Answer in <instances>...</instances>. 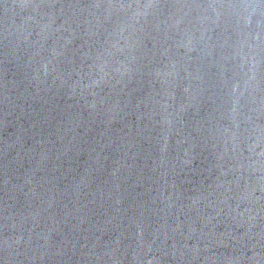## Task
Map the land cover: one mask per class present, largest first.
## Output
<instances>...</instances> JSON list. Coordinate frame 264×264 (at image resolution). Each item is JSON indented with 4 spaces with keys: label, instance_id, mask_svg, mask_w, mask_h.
<instances>
[{
    "label": "water",
    "instance_id": "water-1",
    "mask_svg": "<svg viewBox=\"0 0 264 264\" xmlns=\"http://www.w3.org/2000/svg\"><path fill=\"white\" fill-rule=\"evenodd\" d=\"M0 264H264V0H0Z\"/></svg>",
    "mask_w": 264,
    "mask_h": 264
}]
</instances>
